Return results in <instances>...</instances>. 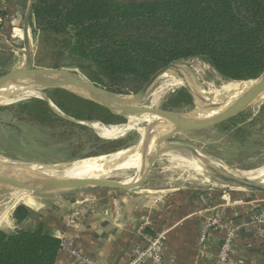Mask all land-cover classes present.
<instances>
[{
  "label": "trees",
  "instance_id": "trees-1",
  "mask_svg": "<svg viewBox=\"0 0 264 264\" xmlns=\"http://www.w3.org/2000/svg\"><path fill=\"white\" fill-rule=\"evenodd\" d=\"M6 1L0 0V32L8 17ZM30 28L35 65L78 69L121 94L137 93L157 70L191 58L206 60L233 81L251 80L264 67V0H34ZM44 92L46 98L0 105V112L59 141L68 159L129 145L125 138L101 137L90 124L118 125L126 117L63 88ZM194 105L189 90L180 86L162 106L186 111ZM263 111L264 105L260 115L248 122L236 118L226 129L245 141L251 126L264 121ZM237 121L245 123L235 126ZM35 216L27 204L15 206L12 217L21 227L0 228V264H55L62 241L42 217L27 223Z\"/></svg>",
  "mask_w": 264,
  "mask_h": 264
},
{
  "label": "crops",
  "instance_id": "crops-1",
  "mask_svg": "<svg viewBox=\"0 0 264 264\" xmlns=\"http://www.w3.org/2000/svg\"><path fill=\"white\" fill-rule=\"evenodd\" d=\"M23 5V0L6 1L8 17L3 30L19 28L24 19ZM11 45L0 32V70L16 68L14 53L5 56ZM152 176L149 173L137 190L77 189L27 195L23 203L47 221L56 236L74 238L96 264L128 262L133 250L143 244L136 233L141 225L162 236L167 264H217L218 250L228 229L235 231L229 264H264V234L259 232V226L264 229V221L260 225L255 221L256 214L264 209V200L215 185H151L150 181L158 179ZM69 214L75 215L74 223H66ZM213 218H219L224 228L210 227L201 242L203 226ZM6 226L11 230L2 229L13 231L21 224L15 223L11 213ZM55 264L82 263L60 249Z\"/></svg>",
  "mask_w": 264,
  "mask_h": 264
},
{
  "label": "rangeland",
  "instance_id": "rangeland-1",
  "mask_svg": "<svg viewBox=\"0 0 264 264\" xmlns=\"http://www.w3.org/2000/svg\"><path fill=\"white\" fill-rule=\"evenodd\" d=\"M23 4V13L25 14L27 0H23ZM22 24L19 25L20 29L17 28L15 31H13L12 28L10 31H1L2 35L8 38L10 44L13 45H11L12 47L10 46V49L7 48L5 51L7 54L5 56L8 57L11 53H14L15 56L13 57L12 62L15 67L20 66L24 61V55L22 52ZM33 45L35 48L34 40ZM177 63L184 67V69L186 68L185 72L188 80L192 82L193 87H197L202 91L207 98L206 101H214L216 98L215 92L217 91L219 93L221 92L220 94H224L226 92L224 87L229 82L233 81L224 78L209 62L202 58H191L181 60ZM9 68L10 67H6L4 70H0V74L4 73L6 70H10ZM180 86L184 85L183 82L178 81L177 73L174 71L168 72L153 86L145 99V103L162 106L170 93ZM45 96L46 94L43 90H33V92H24L20 93V95L16 94L15 96H12L10 100L0 102V105H8L24 101L32 97ZM218 100H221V97ZM194 103L195 105L191 110H186L184 112L198 111L202 113V107L199 104H203L202 101L197 99ZM263 105L264 94H262V96L237 119L245 117V121L248 122L251 118L261 114V108ZM262 114L264 116V111ZM138 121L139 119L137 117L132 116L130 120L126 118L124 123L111 126L105 125L108 128L114 126L121 127L122 125H125L126 127L124 131L118 134L112 133L111 129L109 134L104 133L103 129L95 127L94 123L96 122L91 123V126L95 129L97 134L99 133L103 136V138H125L129 140V144H132L137 141L140 134L143 135L145 131H148L147 124L144 122L138 123ZM235 121L230 124L235 123ZM7 123L10 124L8 125ZM243 123L245 122L237 121L235 126H241ZM100 125L104 124L100 123ZM227 125L228 124L200 132L179 134L173 138V142L189 144L195 147L200 152L202 158L210 162L219 170L227 172L229 175L247 178L244 175V172H256L259 169L264 168V121L256 122V124L251 126V136L245 141L239 140L237 136L233 134L232 128L227 130ZM139 146L141 145L139 144L135 147V149ZM89 157L76 160L70 158L68 159V157L63 154V144L59 143V141L56 139H49L45 132L36 131V128L32 124H19L12 119L10 112H0V160L17 164L39 166L46 169H53L55 172L65 173L68 170V167L66 166L72 165L71 168H73L74 163L84 159H90ZM183 157L189 160H194L197 162L196 164L199 168H202L196 171L193 167L188 165ZM73 161L75 162L71 163ZM121 161L122 160H120V162ZM125 163L126 161L123 160L120 164L115 165L113 170L107 172V174H111L108 178L125 181L134 176L135 171L138 172L139 164L136 163L135 165L132 164L128 166ZM116 170H119L120 172L113 173ZM150 175H154L152 177L158 178L157 181H150L151 185H215L232 191H245L253 196H256L258 199L264 200V191L235 187L228 185L215 177H211V173L207 171L202 164L194 158L192 153L187 150L175 149L163 154L150 171ZM251 181L259 184L258 180L254 179ZM137 189L139 188L134 190ZM27 195H38V193L0 188V228L9 229L6 225L8 224L14 207L19 203H23L26 200ZM261 203L264 204V201ZM37 215L38 214L36 213L35 218L29 224L36 221Z\"/></svg>",
  "mask_w": 264,
  "mask_h": 264
},
{
  "label": "water",
  "instance_id": "water-1",
  "mask_svg": "<svg viewBox=\"0 0 264 264\" xmlns=\"http://www.w3.org/2000/svg\"><path fill=\"white\" fill-rule=\"evenodd\" d=\"M34 0H27L23 19V63L13 69L0 74V102L3 98L10 97L7 89L16 88L23 93L27 90H45L63 88L85 99L93 101L113 114L126 117L131 113H153L161 117L168 125L164 132L145 131L140 134L136 142L115 152L95 157L109 156L123 150H130L142 145V165L134 176L125 181L108 178L107 175L71 176L63 173L49 174L42 170H34L26 164H17L0 160V188L15 189L38 194H53L73 191L77 189L110 188L119 191H131L141 187L146 181L156 162L166 152L181 149L192 153L202 166L211 175L222 180L228 185L264 191V185L252 182L248 178H238L220 172L210 162L202 158L200 152L193 146L184 143H174L173 138L179 134L200 132L210 128L223 126L238 118L264 93V67L253 79L248 80L247 89L235 98L227 107L217 113L210 112L220 107L221 103L206 101L190 84L186 72L182 71L177 62L170 63L157 70L144 86L134 94H121L96 85L84 76L78 69L54 68L35 65V48L30 28ZM174 71L182 79L183 85L191 93L194 102L197 98L202 101V113L174 111L153 104H146L145 99L156 82L168 72ZM47 96L43 97L46 98ZM99 134V133H98ZM100 135V134H99ZM101 136V135H100ZM103 137V136H101ZM156 142L155 149L150 151L152 141ZM124 157V158H123ZM119 157L116 163L126 161L127 156ZM120 160H122L120 162ZM75 161L71 162L74 163ZM119 162V163H118ZM105 163V162H104ZM70 164V163H69ZM113 167V166H112ZM122 171V170H121ZM120 172L119 170L113 173Z\"/></svg>",
  "mask_w": 264,
  "mask_h": 264
},
{
  "label": "bare ground",
  "instance_id": "bare-ground-1",
  "mask_svg": "<svg viewBox=\"0 0 264 264\" xmlns=\"http://www.w3.org/2000/svg\"><path fill=\"white\" fill-rule=\"evenodd\" d=\"M181 68H182V71L185 72L186 68L184 69V67H182V66H181ZM178 81L183 82L182 79L179 78V77H178ZM243 82H237V81L229 82L224 87V89L226 90V92L224 94H220L221 92L219 93L218 91L215 92V94H216L215 97L216 98H215V100L213 102L221 103V105L217 109L212 110L210 113L214 114V113H217V111H221L222 109L227 107L232 101H234L236 97L241 95L248 87V82H244V83ZM6 91H8V93L11 92L12 95L10 97L3 98L1 100V102L10 100L12 98V96H15L21 90H17L16 88H11V89H7ZM24 92H33V90H27V91H24ZM198 93H200V95L204 99H207L200 89H199ZM19 95H20V93H19ZM220 97H221V100H218V99H220ZM199 104L202 107V104L201 103H199ZM132 116H135V117H137L139 119L138 123H140V122L146 123L147 127H148V131L161 132L162 133L168 127L166 122L161 117H159V116H157V115H155L153 113H149V112H145V113H131V114H129L127 116V118L130 120V118ZM94 125L97 128H102L107 134L110 133V129H111L112 133H116V134L121 133V132L124 131V129L126 127L125 125H122L121 127L114 126V127L108 128L105 125H100V123H98V122L94 123ZM134 125H137V124H134ZM139 128H141V127H139ZM155 146H156V142L153 140L151 142L149 150L150 151L154 150ZM133 149H134L133 153L132 152L130 153V150H124V151H120L118 153H114V154L109 155V156H102V157H98V158H90V159L81 160L79 162L74 163L73 164V168H71L72 165L71 166H66V167H68L67 168L68 170H67V172H65L63 174L71 175V176L107 175V172L113 170L114 169L113 167L115 165H117V163H115L117 161L116 159H118L119 157H122L123 155L127 156L126 163H125L126 165L130 166L132 164L135 165L137 163V164H139V167H138V170H139L141 168V165H142V145L139 146L136 149L134 147ZM184 160L188 163L189 166L193 167L196 171L199 170L200 168H202V167L199 168V166L196 164L197 162H195L194 160H189V159H186V158H184ZM26 166L30 167L31 169H34V170H42L43 172L49 173V174H60L59 172H55L53 169H48V168L46 169V168H43V167L33 166V165H28V164H26ZM69 167H70V170H69ZM219 171L224 173V174H226V175H229L227 172H224V171H221V170H219ZM244 175L248 179H250V180H254V179L258 180L260 185H264V168H261V169H259L256 172H252V171L244 172ZM249 175H252V176H249ZM229 176H234V177L241 178V177L235 176V175H229ZM211 177H215V176L212 175ZM218 180H220V179H218Z\"/></svg>",
  "mask_w": 264,
  "mask_h": 264
},
{
  "label": "built area",
  "instance_id": "built-area-1",
  "mask_svg": "<svg viewBox=\"0 0 264 264\" xmlns=\"http://www.w3.org/2000/svg\"><path fill=\"white\" fill-rule=\"evenodd\" d=\"M74 221L75 215L69 214L66 218V223L70 224L74 223ZM255 221L259 225L264 221V209L256 214ZM210 227H219L223 229L224 225L219 218H213L211 221H208L203 226L202 235L200 237L201 242L205 241ZM145 228V225L138 227L136 233L141 237L143 244L133 250L131 259L125 264H167L164 256L162 236L160 234H149L145 231ZM259 232L262 235L264 234V229L261 226H259ZM234 234V229H228L226 231L225 237L218 250L217 264H229ZM59 238L62 241L61 249L65 250L72 260L82 264H96L94 258L88 256L79 248L74 238L65 239L63 235Z\"/></svg>",
  "mask_w": 264,
  "mask_h": 264
}]
</instances>
